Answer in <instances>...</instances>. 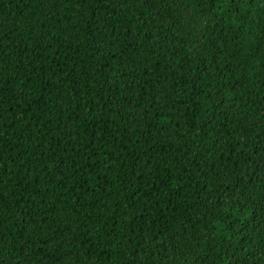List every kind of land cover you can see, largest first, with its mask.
I'll use <instances>...</instances> for the list:
<instances>
[{
  "label": "trees",
  "instance_id": "1",
  "mask_svg": "<svg viewBox=\"0 0 264 264\" xmlns=\"http://www.w3.org/2000/svg\"><path fill=\"white\" fill-rule=\"evenodd\" d=\"M0 264H264V0H0Z\"/></svg>",
  "mask_w": 264,
  "mask_h": 264
}]
</instances>
